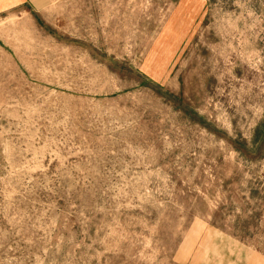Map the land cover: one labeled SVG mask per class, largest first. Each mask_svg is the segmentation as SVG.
Returning a JSON list of instances; mask_svg holds the SVG:
<instances>
[{
	"label": "rangeland",
	"instance_id": "obj_1",
	"mask_svg": "<svg viewBox=\"0 0 264 264\" xmlns=\"http://www.w3.org/2000/svg\"><path fill=\"white\" fill-rule=\"evenodd\" d=\"M0 264H264V0L0 15Z\"/></svg>",
	"mask_w": 264,
	"mask_h": 264
},
{
	"label": "crops",
	"instance_id": "obj_2",
	"mask_svg": "<svg viewBox=\"0 0 264 264\" xmlns=\"http://www.w3.org/2000/svg\"><path fill=\"white\" fill-rule=\"evenodd\" d=\"M51 4L52 0H0V15L22 9L41 14Z\"/></svg>",
	"mask_w": 264,
	"mask_h": 264
}]
</instances>
